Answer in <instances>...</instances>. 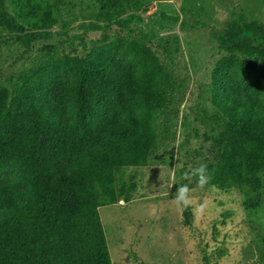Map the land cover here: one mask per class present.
Returning <instances> with one entry per match:
<instances>
[{"label": "trees", "instance_id": "obj_1", "mask_svg": "<svg viewBox=\"0 0 264 264\" xmlns=\"http://www.w3.org/2000/svg\"><path fill=\"white\" fill-rule=\"evenodd\" d=\"M156 1L77 0L88 20L70 31L51 29L59 5L14 0L10 12L0 0V29L20 47L0 66V264H111L97 210L130 200L115 174L152 164L176 116L172 78L137 26ZM216 6L228 16L219 28ZM179 11L159 19L206 29L213 59L209 182L253 188L264 174V5L253 18L239 0H182ZM53 37L57 48L16 71Z\"/></svg>", "mask_w": 264, "mask_h": 264}, {"label": "rangeland", "instance_id": "obj_2", "mask_svg": "<svg viewBox=\"0 0 264 264\" xmlns=\"http://www.w3.org/2000/svg\"><path fill=\"white\" fill-rule=\"evenodd\" d=\"M6 0L8 11L12 2ZM243 6L244 0H239ZM43 11L59 16L51 27L65 24L73 31L89 12L77 0H29ZM182 0L151 2L140 12L137 25L147 34L149 45L170 74L175 115L163 142L156 146L154 162L145 167L125 168L115 175L124 185L122 198L98 208L111 264H264V174L253 188L220 190L208 182L199 187L195 178L183 179L200 164H213L214 130L208 121L214 113L209 90L213 59L206 51V29L182 31L178 23L162 22L159 14L180 16ZM244 7V6H243ZM245 9V7H244ZM211 21L218 28L228 20L222 7H215ZM254 17V8L246 9ZM181 18V17H180ZM88 34L85 38H96ZM167 38V41L165 39ZM162 43V46H161ZM57 48L58 38L36 42L16 71L36 63L43 47ZM164 47V49H163ZM20 47L12 33L0 29V66L10 63ZM188 185L190 202L177 208L174 197Z\"/></svg>", "mask_w": 264, "mask_h": 264}, {"label": "clouds", "instance_id": "obj_3", "mask_svg": "<svg viewBox=\"0 0 264 264\" xmlns=\"http://www.w3.org/2000/svg\"><path fill=\"white\" fill-rule=\"evenodd\" d=\"M182 178L186 180H192L195 178L198 186L203 188L210 180V176L207 173V165L203 163L200 164L198 167L193 168L190 172L184 173ZM189 192L190 189L186 184L181 185L177 189V194L174 197V203L177 208L183 209L188 206L190 202Z\"/></svg>", "mask_w": 264, "mask_h": 264}, {"label": "crops", "instance_id": "obj_4", "mask_svg": "<svg viewBox=\"0 0 264 264\" xmlns=\"http://www.w3.org/2000/svg\"><path fill=\"white\" fill-rule=\"evenodd\" d=\"M259 5H264V0H244L243 1V6L245 7V9L248 8H254L256 6Z\"/></svg>", "mask_w": 264, "mask_h": 264}]
</instances>
